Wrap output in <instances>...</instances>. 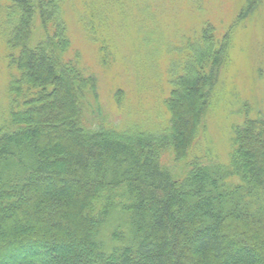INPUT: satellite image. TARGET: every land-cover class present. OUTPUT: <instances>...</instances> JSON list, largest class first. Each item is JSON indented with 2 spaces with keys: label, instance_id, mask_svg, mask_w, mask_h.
Here are the masks:
<instances>
[{
  "label": "trees",
  "instance_id": "trees-1",
  "mask_svg": "<svg viewBox=\"0 0 264 264\" xmlns=\"http://www.w3.org/2000/svg\"><path fill=\"white\" fill-rule=\"evenodd\" d=\"M67 2L0 0V264H264V115L235 126L225 159L196 146L232 27L219 40L204 21L185 37L167 118L124 125L100 107Z\"/></svg>",
  "mask_w": 264,
  "mask_h": 264
},
{
  "label": "rangeland",
  "instance_id": "rangeland-1",
  "mask_svg": "<svg viewBox=\"0 0 264 264\" xmlns=\"http://www.w3.org/2000/svg\"><path fill=\"white\" fill-rule=\"evenodd\" d=\"M246 6L248 14L243 16ZM249 7L247 0H68L65 16L85 73L98 80V102L107 120L124 125L145 126L161 116L167 118L171 52L185 37L204 21L215 26L219 40L232 27L228 53L196 143L217 150L213 152L225 159L233 146L235 126L264 115V0ZM82 17L96 23L95 32ZM149 27L161 36H148ZM101 40L110 46L107 63L100 59ZM5 50L0 34V108L7 102L9 79ZM90 102L95 103L93 96Z\"/></svg>",
  "mask_w": 264,
  "mask_h": 264
}]
</instances>
